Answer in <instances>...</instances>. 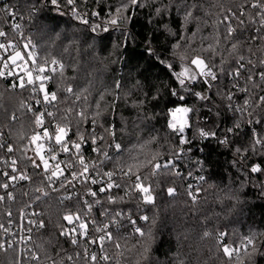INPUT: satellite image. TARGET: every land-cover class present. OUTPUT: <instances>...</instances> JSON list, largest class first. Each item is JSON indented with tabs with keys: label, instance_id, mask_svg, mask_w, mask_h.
<instances>
[{
	"label": "snow or ice",
	"instance_id": "6c2138e0",
	"mask_svg": "<svg viewBox=\"0 0 264 264\" xmlns=\"http://www.w3.org/2000/svg\"><path fill=\"white\" fill-rule=\"evenodd\" d=\"M50 3L58 10L61 8V3L66 4L76 19L88 26L90 33H97L101 29L107 33L110 28L118 30L120 37L117 38V43L113 44L110 55H115L119 48L127 50L130 38H132L127 25L131 23L138 10L151 6L153 11L150 16L153 17V22L159 20L162 24V31L173 37V43L169 49L171 56L168 58L157 55L150 42L147 49L148 55L169 70L170 76L174 78L172 80L174 86L169 89L171 96L184 102L187 98L185 94H188L205 104H211L212 96L215 95L225 101L224 106L228 110L236 113L240 118H246L249 125H264V45L258 43L264 41V0H251V3L245 0V3L239 5L237 9L225 7L223 0H117L116 5L109 8L107 16L100 24L90 23L88 14L80 12L77 8V0H50ZM246 8L254 11H247ZM92 15L100 17L101 14L93 12ZM213 15L216 16V20L211 25L213 33L210 36H204L203 31L209 26L208 18ZM166 17H175L180 26L173 30L166 21ZM21 27L19 23L14 25L17 31ZM248 28H252V32L242 40L241 37ZM7 35L5 31L0 30V37L7 39ZM20 35L23 34L20 33ZM209 39L211 42L205 47V42ZM100 40L101 51H103V37H100ZM57 41L64 42L63 51L66 53L73 46L79 51L80 41L74 35L55 33L51 44L54 45ZM36 47L31 38H28L22 46L12 42L0 43V50H3V54L0 55V78L7 79L8 83V87L0 92V101L4 99L6 92L11 93L9 96L11 100L16 90L22 92L30 89L32 102L26 103L20 100L18 103L25 112L33 113L34 126L39 127V131H36L34 127L33 134L23 136L28 140V145L34 152L28 160L32 167L41 173L40 186L35 187V194L30 198L32 203L26 207L33 208L34 205L38 207L40 203L46 202L52 193L61 190L65 193L70 190L74 191L77 182L82 187L89 184L100 185L96 189L89 187L83 197L79 192H74L77 202L76 211H67L62 217L63 221L72 227L66 228L58 225L60 227L59 236L69 239L73 246L79 248L80 240L83 238L85 247L81 251H76L73 256L62 250L56 252L55 256H49L43 245H36V248L45 252V257L50 264H74L77 259L84 261V264H123L121 258L127 259L125 252L133 251L136 253L134 264H152L150 253L154 243L153 229L157 224L156 216L149 217L145 214L133 218L134 213L126 214L122 209L105 207L104 202L96 197L98 194L109 193L106 201L108 205L122 203L126 197L136 198L138 207L140 202L144 205H155L153 183H158L157 178L162 174L181 176L177 160L185 155V151H191V148L182 147L179 151L172 148L170 156L162 158L159 150L151 148V145L158 141V136L153 135L147 139L138 137L137 144L127 150L126 157L112 156L109 151L101 147L105 141L108 147L113 148L117 153L123 152L124 149L121 143L115 142L116 126L111 124L106 126L104 123L105 114L102 103L105 101V96L111 93L101 90L93 101L91 98L94 85L91 80L87 81V86H79L75 84L76 77L65 75L69 69L76 71L78 65H66L59 59H49L50 51L46 50L43 53L32 51ZM9 49L11 52L8 51ZM87 54L95 58L94 45H88ZM223 78L229 79L231 89L221 88ZM50 82L55 83L56 91L46 87V84ZM136 83L139 84V81ZM197 85H202L208 94L196 91ZM121 86V81L114 83L116 99L121 98L119 96ZM237 92L243 94L242 104L236 100ZM61 93H63L62 100ZM61 104L65 106L62 108ZM35 105H43L44 110L35 108ZM0 109L7 112L3 103H0ZM195 111V108L184 103L169 110L170 119L167 127L173 135H176L180 145L194 143V138L189 139L185 132L193 127L190 114ZM217 115H219V109H217ZM18 119L19 117L13 112L10 122ZM240 127L239 122L234 123L232 127L225 130L224 138L218 142L228 145L230 137ZM197 131L202 138L217 137L216 131L204 128H198ZM251 131V144L246 148H236L237 154L244 153V156L242 160L234 161V163L242 164V161L248 158L249 153L264 159V134L255 128ZM10 135H12L11 128L5 132L0 127V149H6L8 154L15 151L13 143L4 142V138ZM18 135L21 134L18 133ZM85 145L94 146L92 150L97 154L96 160L89 161L85 156L83 151ZM27 150L26 147L25 152ZM140 154L144 155L143 160L139 159ZM60 156H65L67 159L61 161ZM109 162L112 164L111 170L105 168ZM5 163H8L7 159ZM10 163L12 166L10 172H0V175L8 181L0 184V188L5 190L4 194L0 195V202L15 200L14 192L8 191L13 186L10 182L19 180L35 183L32 176L25 174L17 167V159H12ZM141 169L149 171L145 173ZM246 171L248 174L264 175V167H261L259 163L250 164ZM17 172L19 176L15 175ZM188 174L191 176V172ZM198 179L206 182L204 176H199ZM113 188L122 189L124 195H112ZM188 188V195L192 202L199 203L200 193L206 190L200 187L193 189L192 185ZM260 188L264 192V183L260 185ZM175 193L174 187L167 188L169 196H174ZM89 197L93 199L90 200ZM73 198L71 194L61 195L58 203L66 207L65 202L72 201ZM217 198L221 202L225 199H235L228 192ZM94 205H100V215L108 221L103 223L102 227L97 225L95 218H89ZM4 215L8 217V222L11 224V209H8ZM19 215L21 219H24L27 213L21 209ZM42 215V212L38 213L33 210L32 216L37 219L28 221L32 226L26 229L29 235L20 237V241H31L33 227L37 230L46 227L45 221L41 218ZM139 221H143L147 227L141 225ZM90 224L94 226V231L98 235H89ZM126 225L130 228L127 234H122L121 231L114 233L112 230L114 227L117 230H123ZM0 229H3L6 234L9 232L4 224H0ZM209 236L208 231L203 233V237ZM227 236L228 233L219 232L216 246L222 249V254L229 264L233 261L235 264H255L256 255H264L260 252V249L264 248V241L258 245L256 243L257 234L245 235L234 242L225 243ZM17 243L13 240H0V251L7 253L9 250H15ZM90 245H96L99 252H90L88 247ZM107 246L119 251L112 256ZM22 251L30 260L39 264L41 256L37 251L27 247ZM20 255V251H17L16 259L0 261V264H22ZM175 264H186V262L176 257Z\"/></svg>",
	"mask_w": 264,
	"mask_h": 264
},
{
	"label": "trees",
	"instance_id": "16d2710c",
	"mask_svg": "<svg viewBox=\"0 0 264 264\" xmlns=\"http://www.w3.org/2000/svg\"><path fill=\"white\" fill-rule=\"evenodd\" d=\"M116 3L117 0H77V8L80 12L88 14L90 23L100 24L107 16L109 8ZM244 3L245 0H223L225 7L233 9H237ZM248 3H251V0H248ZM13 4L15 7L24 9L31 16L30 21H25V32L27 38H31L36 44L37 47L34 49L39 53L50 51L49 59H59L66 65H78L76 71L69 69L65 75L76 77L75 84L79 86H87V81L91 80L94 85L91 98L93 101L101 90L111 93L105 96V101L102 103L105 114L104 123L106 126L109 124L116 126L115 142L121 143L124 149L120 153L114 149L110 150L112 156L126 157L127 150L137 144L138 137L147 139L153 135L158 136V141L153 143L151 148L159 150L162 158L170 156L172 148L177 151L182 147L191 148V151H185V155L177 160L181 176L162 174L157 178L158 183H153L155 205H144L140 202L138 207L137 199L129 197H126L122 203L114 204L124 208L126 213H134L133 218L145 214L149 217L156 216L157 224L153 229L154 243L150 253L152 264H175L176 257L183 259L186 264H229L222 254V249L216 246V238L221 231L228 233L225 243L234 242L242 236L253 233L257 234L258 245L264 241V192L260 188V185L264 183V175L248 174L246 171L252 163H259L261 167H264V159L249 153L242 164L234 163V161L242 160L244 156V153L237 154L236 148H246L251 144V129L255 128L264 134V125H249L246 118H240L236 113L228 110L224 106L225 101L215 95L212 96L211 104H205L188 94H185L187 98L184 102L171 96L169 89L174 86L172 84L174 78L170 76L169 70L148 55L147 49L150 42L157 55L168 58L171 56L169 49L173 43V37L162 31L159 20L153 22V17L150 16L153 11L151 6L138 10L131 23L127 25L132 34L127 50L119 48L115 55H110L113 44L117 43V38L120 37L118 30L110 28L107 33L102 29L97 33H90L88 26L76 19L72 10L64 3H61L60 10L52 5L50 0H16ZM246 10L254 11L250 8ZM93 12H100V17L93 16ZM165 19L173 30L180 26L175 17ZM215 20L214 15L208 18L209 26L204 29V36H210L213 33L211 25ZM251 32L252 28H248L241 39H246ZM55 33L76 36L80 41L79 51L73 46L69 52H64L62 41L52 45L51 40ZM100 37H103V51H101ZM209 42H211L210 39L205 42V47ZM258 43L264 45V41ZM90 44L95 46V58L87 54ZM116 81H121L122 85L119 91L120 99L115 98L117 93L114 83ZM137 81L139 84L136 83ZM220 86L223 90L231 89V83L227 78L221 80ZM6 88L4 81L0 79V92ZM196 91L208 94L202 85H197ZM10 95L11 93L6 92L4 99L0 101L7 109V112L0 109V127L5 132L11 128L12 135L4 139L8 143H13L15 148L13 154L18 160L19 169L32 176L35 183H23L9 188L18 196L14 201L0 202V224L5 226L9 222L4 213L11 209V218L17 216L20 209L28 204L27 200L35 194V187L40 186V180L35 178L37 169H34L28 160L34 152L28 145V140L23 138L25 135L33 134V129L35 127L36 130L37 126H34L33 114L25 112L18 103L20 100L26 102L27 94L16 91L11 100ZM60 98L63 99V93L60 94ZM236 100L242 104L243 94L237 92ZM181 103L196 109L190 114L193 127L185 132L189 139L194 138V143L191 145H180L176 135H173L167 127L168 109ZM64 106L61 104L62 108ZM217 109H219V115H217ZM13 112L19 119L10 122ZM236 122H239L241 127L230 137V145L224 148L218 140L225 135V130ZM198 128L216 131L217 137L202 138L198 135ZM101 146L105 149L109 148L107 141ZM26 147L28 150L25 152ZM1 156L2 152H0V158ZM139 159L143 160L144 155L140 154ZM108 166L112 167L111 162ZM141 171L146 173L149 170L141 169ZM199 176H204L206 182L200 181ZM189 185H192L193 189L200 187L206 190L200 193L199 203L194 204L189 197ZM210 185L212 187H209ZM169 187L176 189L174 196L167 194ZM24 192L29 194L24 195ZM225 192L233 195L235 199H225L221 202L217 197H222ZM58 198L56 193H52L46 202L40 203L38 207L34 205L43 213L42 219L46 227L34 231L33 244L17 245V249L9 250L7 253L0 251V261L14 260L17 258V251H20L19 258L22 264L35 263L23 253L22 250L27 247L38 252L41 256L40 262L50 263L45 257V252L36 248V245H43L49 256H55L56 252L62 250L74 256L76 251L83 249L84 244L81 242L80 247L77 248L70 243L69 239L59 236L58 225L67 228V222L63 221L62 217L67 211L72 210L67 202H65L66 207L61 206ZM141 225L147 227L144 222ZM120 231L122 234H127L130 228L126 225L125 229ZM205 231L210 233L209 237H203ZM5 234L3 229H0V240H4ZM107 250L112 256L119 251L111 246H107ZM260 252L264 253V248H261ZM125 257L126 260L121 258L124 263L134 264L136 253L135 251L125 252ZM74 264H84V261L77 259ZM232 264H235V261ZM255 264H264V255L257 254Z\"/></svg>",
	"mask_w": 264,
	"mask_h": 264
},
{
	"label": "built area",
	"instance_id": "2783aa9c",
	"mask_svg": "<svg viewBox=\"0 0 264 264\" xmlns=\"http://www.w3.org/2000/svg\"><path fill=\"white\" fill-rule=\"evenodd\" d=\"M15 1L16 0H0V30L5 31L8 34L7 35V39L5 37H0V43L12 42V43H18L20 46H22L24 43H26V41L28 39L27 36H26V32H25V26H26L25 21H30L31 20V16L24 9H22L20 7H17V6L15 7L14 4H13ZM12 4H13V6H12ZM88 18H89V16H88ZM16 23H19L22 26L18 31L14 28V25ZM20 33H22L23 35H20ZM8 51L11 52V49H9ZM32 51H35V52L39 53L38 50H36V49H32ZM2 54H3V50H0V55H2ZM49 66H51V65H49ZM17 71H19V70L17 69ZM0 79L2 81H4V84L8 87L7 79H5V78H0ZM46 87L51 89L52 91H56L57 90V88H56L57 86L53 82H50V83L46 84ZM16 91L21 92L20 90H16ZM22 92H26V94H27L26 103H31L33 98L30 95V89L29 90H24ZM34 107L35 108H39L41 111L44 110V106L43 105H35ZM172 108H174V107H171V108L168 109V113H169V110H171ZM49 110H52V109L49 108ZM30 113H32V112H30ZM169 119H170V117L168 116L167 123L169 122ZM36 131H39V127L38 126L36 127ZM224 136L221 139H223ZM4 142L8 143V141L5 140V139H4ZM229 145H230V142H229L228 145H222V146L224 148H227ZM93 147L94 146H91V145H85V147L83 149L84 154L88 158L89 161H94V160L97 159V154L94 153L93 150H92ZM106 150L109 151V153H110V150L112 151L113 148H111V149L108 148ZM0 152H2V156L0 158V172H3V171L10 172L11 171V167H12L10 161L12 159H17V158L15 157V155L13 153L12 154H8L6 149H0ZM6 159L8 161L7 164L5 163ZM65 159H67V157L60 156V160L61 161L65 160ZM108 165H109V163L105 165V168L107 170H111L112 167H110ZM17 167H19V165H17ZM15 175L19 176V172L15 173ZM40 175H41L40 171L37 170L35 178H38L40 180ZM193 179L195 180V178H193ZM1 181H3V183L8 182V181H6L5 177L0 175V184H1ZM10 183H12L13 186H19V185H22L23 183H28L29 184L31 182L30 181H19L18 180L16 182H10ZM89 187L93 188V189H96V188L100 187V185H90L89 184L86 187H82L80 185V183L77 182L76 183V188H75L74 191L70 190L68 193H65L63 190H61L60 192H57L56 194H57L58 197L61 196V195H66V194L73 195L74 196L73 200L72 201H66V202L71 205L70 210H72L74 212V211H76V207H77V202H76V199H75L74 192H79L81 194V197H83V194L87 191V189ZM8 191H11V190L8 189ZM4 192H5V190L3 188H0V195H3ZM24 193H27V195L29 194V192H24ZM111 194L115 195V196H122V195H124V191L122 189L113 188ZM14 195H15V198H17L18 195L16 194V192H14ZM108 195H109V193L98 194V196L96 198H98L102 202H104V206L105 207H111V208L116 209V210H121V209L124 210V208H120V207H117V206H114V205H108L106 203ZM89 199L91 200L93 198L89 197ZM27 203L28 204L32 203V200L28 199ZM21 209H24L25 212L27 213V215L25 216L24 219H21L19 214L17 216H15L14 218H11L12 223L8 224L7 226H5V227H7L9 229V232L4 235V240L7 239V240L17 241L18 242L17 245H21V246L22 245H30V244L34 243V231L37 230L35 227H33V230L31 232V237H32L31 241H20V237H27L29 235V233L26 231V229L28 227H32V226L29 225L28 221L30 219L31 220H36L37 219V217L32 216L33 210H35V212H38V213L40 212V210L38 208H35V206H33V208L24 207V208H21ZM89 218L90 219L91 218H95L96 221H97V225L101 226V227H102L103 223H107L108 222L106 219H104V217H102L100 215V205H94V210L90 214ZM139 223L141 224V223H143V221H139ZM71 227H72V225L67 223V228H71ZM112 230H113L114 233L116 231H120V230H117L115 227ZM88 231H89V235L90 236L98 235L97 233H95L94 226L91 225V224L89 225ZM80 242L82 244H84V247H85V242H84L83 238H81ZM88 247H89V251L90 252L91 251L99 252V249L97 248L96 245H90ZM33 264H36V262L33 263ZM39 264H45V263L39 262ZM47 264H50V263H47ZM123 264H126V263L123 262Z\"/></svg>",
	"mask_w": 264,
	"mask_h": 264
}]
</instances>
